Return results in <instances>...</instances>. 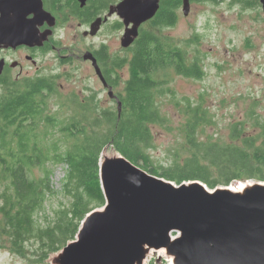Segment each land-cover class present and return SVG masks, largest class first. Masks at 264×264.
I'll use <instances>...</instances> for the list:
<instances>
[{
	"label": "trees",
	"instance_id": "1",
	"mask_svg": "<svg viewBox=\"0 0 264 264\" xmlns=\"http://www.w3.org/2000/svg\"><path fill=\"white\" fill-rule=\"evenodd\" d=\"M224 1L242 7L258 4V0H190ZM181 6L182 0H160L152 26H174ZM130 55L124 62L110 65L116 69L125 65L129 74L122 86L113 83L119 87L120 113L100 109L95 95L81 100L72 94L63 102L49 78L26 81L28 90L20 92L6 108V129L0 139V198L4 203L0 213L5 222L3 234L17 252L33 241L42 262L75 239L88 213L104 206L98 164L109 146L149 174L176 184L200 181L214 189L246 181L264 182V111H258L256 101L243 117L229 124L225 138L218 133L207 135L206 129L216 126L208 110L201 103L178 100L168 88L171 74L203 79L202 56L195 52L190 57L185 49L146 29ZM44 89L49 93L44 94ZM166 93L174 97L173 105L184 118L182 142L169 151L170 163L154 166L149 154L154 146L151 126H164L168 120L158 103ZM51 97L60 100L57 109L49 107ZM59 165L65 167L61 195L68 197L69 203L54 209L49 218L45 212L54 195L51 176ZM35 170L43 175L34 177ZM42 216L45 226L40 223ZM166 263L163 260L162 264Z\"/></svg>",
	"mask_w": 264,
	"mask_h": 264
},
{
	"label": "water",
	"instance_id": "2",
	"mask_svg": "<svg viewBox=\"0 0 264 264\" xmlns=\"http://www.w3.org/2000/svg\"><path fill=\"white\" fill-rule=\"evenodd\" d=\"M258 1L264 11V0ZM1 5L0 43L6 48L40 47L47 41L54 18L40 0H3ZM190 6V0H182L184 16ZM159 8L160 0H122L91 24L88 35L95 36L102 22L116 15L124 27L120 45L127 49ZM28 14L35 19L25 21ZM44 21L49 29L41 33ZM83 59L92 62L106 87L92 55L87 52ZM113 96L110 89L108 97ZM98 166L105 204L85 216L75 239L52 254L50 264H147L152 254L169 264H264V182L214 189L200 181L176 184L115 151H103Z\"/></svg>",
	"mask_w": 264,
	"mask_h": 264
},
{
	"label": "rangeland",
	"instance_id": "3",
	"mask_svg": "<svg viewBox=\"0 0 264 264\" xmlns=\"http://www.w3.org/2000/svg\"><path fill=\"white\" fill-rule=\"evenodd\" d=\"M116 25L117 22L113 19L102 28L96 38L91 39L84 38L81 31L85 27H78L74 22L65 28L62 35L65 34L69 42L73 39L74 42L70 45L77 43L78 51L82 54L85 48L99 50L102 45L107 46L111 53L117 54L121 50L120 40L123 35ZM143 28L185 49L190 57L194 56L195 52L202 56L205 71L203 79H189L171 74L172 82L168 88L178 100L188 99L193 103H201L208 110L216 126L207 128V135L218 133L225 138L229 124L243 117L245 110L254 101L259 105L258 111H264V11L259 1L252 7L233 5L228 1L218 4L191 3L187 16H184L182 7L179 8L174 26L158 28L149 22ZM69 57L71 58V55ZM81 63L76 61L73 66L63 67L56 54L45 56L44 66L50 68V74L61 75L57 88L61 100L65 102L72 94H77L81 100L95 95L100 109L117 110L116 103L103 90L93 70ZM26 70L30 74L34 72L30 64ZM121 73L123 81L128 79L126 67ZM45 74L49 75L48 72ZM59 101L58 98L51 97L49 107L52 110L57 109ZM173 101L174 97L168 93L159 97L161 113L168 117V120L164 126H151L154 146L149 154L154 166L170 163L172 155L168 156L169 151L172 152L182 142L180 129L184 118L179 115ZM103 151L106 155L114 154L110 146ZM64 174L65 167L59 165L51 176L54 195L48 200L45 212L49 218L52 217L54 209L69 203V198L61 195ZM42 175L41 170L33 172L34 177ZM2 187L0 185V195L3 192ZM3 204L0 198V207ZM40 223L42 226L47 225L44 216ZM3 228L5 222L0 213V264H50L49 258L42 262L39 260L37 246L33 241L26 243L22 252H17L9 237L4 236ZM163 260L158 258L157 254H152L148 262L157 261L162 264Z\"/></svg>",
	"mask_w": 264,
	"mask_h": 264
},
{
	"label": "flooded vegetation",
	"instance_id": "4",
	"mask_svg": "<svg viewBox=\"0 0 264 264\" xmlns=\"http://www.w3.org/2000/svg\"><path fill=\"white\" fill-rule=\"evenodd\" d=\"M2 1L3 0H0V24L5 20V9H3L1 5ZM16 1L17 0H13V3ZM40 1L43 10L54 18V25L50 28L51 35L48 37L47 41L43 42L40 47L19 46L16 48H6L4 43H0V139L6 129V108L10 102L19 97L20 92L28 90V86L25 84L28 82L26 81L49 78L53 87L58 91L57 88L61 75L57 76L50 74L48 71L50 68L44 66L45 56L51 53L56 54L57 60L63 67L73 66L76 64V61H81L82 65L90 67L103 90L108 93L111 89L114 95L111 99L116 103V106L120 102L116 90H118V88L127 80L123 81L124 79L121 73V71L124 70L125 65L120 69L112 68L110 65L114 64L115 61L122 63L125 58H130V49L136 41L127 49L121 47V50H119L117 54L111 53L105 45H102L99 50L85 48L82 54L78 51L79 45L77 43L70 45L71 42H74L73 39L69 42L67 41L66 35H62V32L65 31V28L69 24L76 22L78 27H85L81 31L84 38H96L97 35L101 33L102 28L113 19L116 20V27L123 35V24L116 15L108 18L106 22H102L99 31L95 36L88 35L91 24L98 18H105L107 16L106 13L109 12L110 8L118 5L122 0H84V2H81L80 0ZM102 12H105L104 15H101ZM33 19H35L34 14H28L25 17V21L27 22ZM147 24H149V22H147ZM144 25H146V23L140 27L139 35L144 29ZM48 29L49 25L47 21L42 22L39 26V31L41 33ZM68 49L69 52H67ZM87 52L96 60L102 77L106 82V87L103 86L101 80L95 73L92 62L83 59V55ZM70 55L71 58L69 57ZM28 64H30L34 70L32 74L26 70ZM46 72H48L49 75L45 74ZM113 83H116L119 87L117 88ZM62 87L63 86L61 85L60 88ZM46 93H49V91L44 89V94ZM5 136H7V132Z\"/></svg>",
	"mask_w": 264,
	"mask_h": 264
},
{
	"label": "bare ground",
	"instance_id": "5",
	"mask_svg": "<svg viewBox=\"0 0 264 264\" xmlns=\"http://www.w3.org/2000/svg\"><path fill=\"white\" fill-rule=\"evenodd\" d=\"M242 183V182H241Z\"/></svg>",
	"mask_w": 264,
	"mask_h": 264
}]
</instances>
